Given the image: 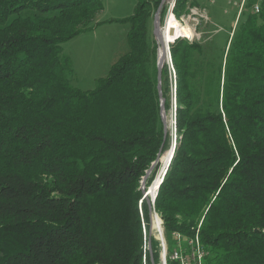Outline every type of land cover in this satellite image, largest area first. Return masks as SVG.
Returning <instances> with one entry per match:
<instances>
[{
  "label": "trees",
  "instance_id": "16d2710c",
  "mask_svg": "<svg viewBox=\"0 0 264 264\" xmlns=\"http://www.w3.org/2000/svg\"><path fill=\"white\" fill-rule=\"evenodd\" d=\"M136 1L128 51L80 91L61 46L93 27L99 0H0V264H159L140 187L164 139L160 0ZM175 4L178 19L187 0ZM208 40L179 38L173 83L161 71L175 134L153 204L166 264L174 251L190 259L191 244L202 264H264V0L223 48Z\"/></svg>",
  "mask_w": 264,
  "mask_h": 264
},
{
  "label": "rangeland",
  "instance_id": "374dc122",
  "mask_svg": "<svg viewBox=\"0 0 264 264\" xmlns=\"http://www.w3.org/2000/svg\"><path fill=\"white\" fill-rule=\"evenodd\" d=\"M234 2H236V0H187L188 10L191 7L204 9L208 21L203 20L196 24L192 21V17L188 19V10L182 13L179 18L184 16V22L186 21L189 27L195 29V34H197L195 37L197 39L211 40L212 38L216 44H219V46L223 48L232 27L235 28L239 21L249 12H252L251 5H246L243 11L239 13V7L234 6ZM99 3L101 11L96 15L93 27L61 46L62 54L67 56L70 61V83L80 91L94 90L97 87V81L105 78L110 67L128 51L126 36L129 30V24L126 20L134 14L137 1L99 0ZM168 8V5L163 6L160 13V24L161 27L165 26L166 20L168 19L167 17L169 16L170 23L174 24L172 26V31H174L175 34L178 33L176 21L179 20V18L177 19L174 13V17L172 16L173 8L175 9V7L172 6L169 14ZM151 39L155 41L158 47L152 31ZM169 60H171V58L168 59V62ZM166 65L169 72V79L173 83L174 76L171 62L169 64L166 63ZM164 118L167 128L171 133V146L165 152L168 153L175 144L173 101H171L170 110L164 112ZM158 165L159 168L155 178L149 186H147V189H145L146 192L149 191L150 187L155 183V180L162 176L165 171L162 159L159 161ZM152 236L159 243V264H163L162 249L164 247L166 250L167 247L164 233L162 231L163 241L157 237L155 231L152 232Z\"/></svg>",
  "mask_w": 264,
  "mask_h": 264
},
{
  "label": "water",
  "instance_id": "95a60500",
  "mask_svg": "<svg viewBox=\"0 0 264 264\" xmlns=\"http://www.w3.org/2000/svg\"><path fill=\"white\" fill-rule=\"evenodd\" d=\"M167 0H160V3L154 13V16H153V22H152V33H153V36L156 40V43L157 45L160 44L162 49H163V57L160 58L158 57V49H157V63H156V69H157V89H158V92H159V97H160V113H161V119H162V122H163V131H164V139H163V143L160 147V150L158 152V155L156 157V160L152 163L150 169L146 172L145 176L143 177L142 179V182H141V187H140V190L142 191L143 193V197L144 199L146 200L147 204H148V207H149V231H148V242H147V250L150 254V257H151V261H152V251H151V238H152V230H153V215L156 216L159 221H160V224H161V227H162V222L160 220V218L158 217V215L156 213H154L153 211V204H154V201H155V198H156V195H157V191L155 192V195H154V198H150V196L148 195V191L146 192L145 191V183H146V180L148 179L149 175L151 174L152 170L154 169V167L156 165L159 164V161L161 159V157L165 154V153H162V148H163V145H164V142H165V138H166V134H167V124H166V121H165V118H164V99L162 98V94H161V88H160V79H161V71H162V68L165 64V62L167 63L168 59L170 58V51H169V47H167V50L165 49L164 47V44H163V41L160 37V34H159V20H160V13L162 11V8L165 4ZM169 34L170 36H174V31L170 30L169 31ZM175 145V144H174ZM174 145L173 147L170 149V158H169V162L165 168V171L162 175V179L160 180V183L158 184L157 186V190L159 188V185L161 184L162 180H163V177L165 175V172H166V169L170 163V160L173 156V152H174ZM162 231H163V228H162ZM161 240L163 241V238H161ZM165 248L163 247L162 249V254L163 256H165Z\"/></svg>",
  "mask_w": 264,
  "mask_h": 264
},
{
  "label": "bare ground",
  "instance_id": "6f19581e",
  "mask_svg": "<svg viewBox=\"0 0 264 264\" xmlns=\"http://www.w3.org/2000/svg\"><path fill=\"white\" fill-rule=\"evenodd\" d=\"M175 1L176 0H171V3H169L168 14H169L170 9L172 8V6L174 7ZM187 17H188V15H187ZM167 18L168 19L166 20L165 26L161 27V24H159V34H160V37H161V39L163 41V44H164V47H165L166 50H167V47L170 46V44L174 41V39L176 37L182 38V39L188 41L189 43H190V41L194 40V29H190L187 25H185L184 17L182 19L183 27L181 28V30L178 29V33H175L174 36H170L169 31L173 30V28L172 27L170 28L171 23H170L169 16ZM159 23H160V20H159ZM158 57H160V58L163 57V49H162L160 44H158ZM170 62H171V60H169V62L167 61L168 64ZM165 64H166V62H165ZM169 158H170V152L169 151H168V153H165L161 157V159L163 160V163H164V169L166 168V166H167V164L169 162ZM161 179H162V176L158 177L155 180V183L152 185V187H150V189L148 191V195L150 196V198H154L155 192L157 191V186L160 183ZM154 215H153V218H152V220H153V230H152V232L155 231L157 237L159 239H161L162 238V227H161L159 219L156 216H154ZM162 261H163V264H165V256H163V254H162Z\"/></svg>",
  "mask_w": 264,
  "mask_h": 264
},
{
  "label": "built area",
  "instance_id": "2783aa9c",
  "mask_svg": "<svg viewBox=\"0 0 264 264\" xmlns=\"http://www.w3.org/2000/svg\"><path fill=\"white\" fill-rule=\"evenodd\" d=\"M248 2L249 0H236V2H234V6L239 7L238 11L240 13L241 11H243L244 7L247 5ZM260 2L261 0H253V4L251 6L253 13L259 12ZM169 3H171V0H167L164 5L169 6ZM188 13H189L188 19L192 17V21H194L196 24L202 22L203 20L208 21V18L206 16L204 9H199L197 7H191L188 10ZM185 25L188 26V23L186 21H185ZM189 28L193 29L192 27H189ZM195 36H197V34H195V29H194V40L190 41V43H192L193 41L199 40ZM178 39L179 37H176L170 45H172ZM175 237L178 240L180 238V236H175ZM191 245H194V248H193V252H192L190 259L188 257H183L179 251H174L170 256V260L176 261L179 264H202V258L204 256L203 250L201 248H197V244H191ZM165 264H166V254H165Z\"/></svg>",
  "mask_w": 264,
  "mask_h": 264
},
{
  "label": "crops",
  "instance_id": "0c3cea01",
  "mask_svg": "<svg viewBox=\"0 0 264 264\" xmlns=\"http://www.w3.org/2000/svg\"><path fill=\"white\" fill-rule=\"evenodd\" d=\"M232 29H234V27H232Z\"/></svg>",
  "mask_w": 264,
  "mask_h": 264
}]
</instances>
